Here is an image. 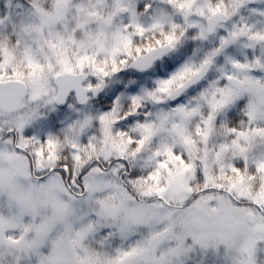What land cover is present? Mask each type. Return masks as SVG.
<instances>
[{
  "label": "rangeland",
  "instance_id": "obj_1",
  "mask_svg": "<svg viewBox=\"0 0 264 264\" xmlns=\"http://www.w3.org/2000/svg\"><path fill=\"white\" fill-rule=\"evenodd\" d=\"M97 4H101L99 9L100 17L107 19L112 15V0H0V17H6L9 14L13 20L20 21L29 19V7L36 9L39 13L45 16H51L56 10L57 5H61L66 10L63 23L55 28V35L58 38L56 48L49 46L51 37L48 34V29H44V37L33 33L30 29L39 26V17L31 19V22L26 25L29 31L25 35L28 40L27 47L30 49V55L33 59L34 66L29 69L25 59V49L23 43L20 47H7L5 43L0 44V50L7 49L10 58L12 59V67L18 73L16 76H4L0 82L7 80H17L23 82L27 86L28 96L33 94V90L39 88L42 91H47L50 79L58 76L61 71H71L72 66L79 67L81 62L87 65L91 60H96L100 56H111V48L113 41L111 35L100 43L99 51L94 42L90 39L97 28V17L88 9H95ZM23 6V7H22ZM86 24L87 31H82L80 25ZM120 21L117 19L114 27H119ZM14 37L20 36L23 41L25 35H21L19 27H9L8 30ZM179 35V30L177 31ZM147 45L152 44V36H148ZM39 41L36 43L35 41ZM140 43H145L141 40ZM146 45V46H147ZM191 45V46H190ZM155 46V45H153ZM189 49L187 53V61L193 65L200 62V57L207 52L214 51V44L211 40H199L192 37L182 38L179 47L173 49L172 55H178L180 49ZM132 50L131 56L135 55ZM87 56L90 59L84 60ZM59 70V71H57ZM27 100V99H26ZM40 110L35 105H30L25 101L22 104L20 112L10 118L2 117L0 114V140L10 134L9 138L3 139L0 144V173H7L10 167L8 155H17L16 163L19 165L22 174L13 177L11 186L4 185L0 187V221L8 223L14 218L20 216L22 218L23 229L9 230L7 235L11 236L16 243L13 244L12 251L9 252L8 246L0 250V259L7 260L12 264L20 262L34 261V264H40V259H47L51 252L52 242L49 239L48 243L39 250V255L21 252V243L25 240L31 241L35 239L36 233L34 228L39 227L43 216L51 217L53 210L49 206L47 209L41 207L37 209L36 214L30 215L21 211V206H30L33 195L29 189L42 187L36 181L35 167H43L46 170L56 160V154L61 151L66 144L74 143L78 138L79 132L73 131L70 135L65 133L61 135V139L65 144H61L59 140L54 138L55 146L49 150L45 149L43 156H37L41 150L39 145L32 140L23 142L20 147L21 132L18 130L20 122L25 123L24 132L27 133L39 121ZM240 120L246 124L245 128L236 134L235 139L230 144H216L215 128L208 140V148L204 149L202 143H196L190 146L191 158L195 164H199L201 171L205 175L199 177V182L203 186V192H197L198 187H193L190 182L187 162L182 165L181 161L173 160L164 157V162L167 165L164 168H156L154 179L138 180L135 184V191L145 194L144 199L154 195L157 199L159 196H164L169 200V205L176 204L180 207L181 202L185 201L189 195L195 201L194 206L190 209L184 204L180 207V213L175 218L174 225L169 232L164 234L167 238L161 242V237L156 235V229L152 226L150 218H144L132 221L121 222L119 225L125 228L126 234L121 235L117 229L112 235H107L108 238H114L120 244L114 248L117 252L123 248L139 247L147 248L152 242V238H156L157 250L155 259L160 264H173V255L171 250L180 246L183 249L182 257L184 264H240L243 257L240 254V247L245 240V234L242 228V223L237 222L235 217L244 216L247 213L235 207L230 203L231 196H226L230 193L237 196L238 199L248 201L256 213V221H264V213H260V209L264 208V173L254 172L251 166L254 160H258L264 156V134L252 135L248 132V123L245 119L246 109L240 112ZM203 128V125L201 126ZM248 137V142L245 143V137ZM192 139H196L192 137ZM13 144L19 151H15ZM24 151L26 154H23ZM126 151V149H124ZM87 156L91 159L96 158L94 151H89ZM81 164L84 161L80 162ZM142 169L151 170L154 167L152 160H143L140 162ZM233 166L239 171H232ZM43 170V171H44ZM79 171V165L77 166ZM196 175H199L197 173ZM195 176L191 179L195 180ZM179 181V189L169 198V189L173 184ZM15 192L19 199L11 198L10 193ZM75 195V193H70ZM87 195V194H86ZM67 199V196H65ZM113 204H118L119 201H113ZM162 203V201H161ZM111 207L112 205H107ZM168 207V205H165ZM195 214V217L193 216ZM101 238L100 229L94 226L92 234L85 241L92 238ZM195 237V239H194ZM135 241V245H132ZM84 242V243H85ZM84 245V244H83ZM84 251L91 253L89 249ZM5 253H8L6 256ZM94 259L96 256L93 257ZM115 255H107L100 259L111 261Z\"/></svg>",
  "mask_w": 264,
  "mask_h": 264
},
{
  "label": "clouds",
  "instance_id": "obj_2",
  "mask_svg": "<svg viewBox=\"0 0 264 264\" xmlns=\"http://www.w3.org/2000/svg\"><path fill=\"white\" fill-rule=\"evenodd\" d=\"M148 39L146 36L143 38L145 43H140L141 40L137 38L132 50L135 51L136 47H149ZM159 39L163 41V36ZM155 40L156 37L152 36L151 46L155 45ZM210 53L200 57L195 71L183 74L179 80L162 89L154 87L153 81L159 76L162 65L172 62L176 55H166L164 61L144 68L136 66L140 59L137 54L121 56L118 61L122 59L124 62H118L116 72H113L112 56H100L87 65H73L71 71H61L58 76L50 79L47 91L39 88L33 90V94L25 102L40 110L39 121L26 135H36L45 140L47 134L51 133L61 144H65L61 139L62 134L79 132L75 142L66 144L56 154L52 165L36 175V181L42 187L29 189L38 203V209L50 206L53 210L51 217H42L43 223L51 224L48 234L51 242L66 236L69 227L77 231L80 226L92 223L101 208L116 209L117 216L113 220L115 224L147 216L156 229V235L163 242L167 238L164 234L174 225L175 218L182 215L180 207L184 204L188 209L194 206L195 201L191 195L181 202L180 207L176 204L169 205V200L164 196L157 199L151 195L144 199L145 194L135 191V184L141 179L149 180L156 172L155 167L151 170L142 169L140 162L147 159L154 163L156 153L167 148L175 152L177 159L173 160L183 157V160H179L182 165L186 160L185 170H191L190 182L193 187L204 191L199 177L205 173L191 158L190 146L202 143L204 149L208 148L209 139L206 140L202 133L213 115L210 101L214 94L210 88L213 84L220 85L215 72H209L203 78L199 75L200 68ZM188 55L190 53L186 54L185 59ZM133 87L137 90L144 87L151 95H146L140 103L133 104L128 92ZM81 93L86 98L84 103L80 101ZM61 96L63 103L58 102ZM179 106L188 110L198 109L185 125L186 142L172 131V122L179 120L173 110ZM242 110L243 107L235 108L229 118L238 119ZM161 112L168 117L162 131L159 120ZM85 120L88 121L87 124H84ZM220 120L221 117L217 114L214 125L219 127ZM35 143L40 149H48L46 142ZM89 151L96 153L95 159L87 156ZM81 161L84 163L81 164ZM193 176L196 177L195 180L191 179ZM179 186V181L171 186L169 198L178 191ZM226 196H231L230 203L247 213L235 217L237 222H251L259 214L248 201L238 199L230 193ZM113 201L119 203L113 204ZM60 205L66 206L62 214ZM260 213H264V208L260 209ZM108 231L100 230V234L106 236Z\"/></svg>",
  "mask_w": 264,
  "mask_h": 264
},
{
  "label": "snow or ice",
  "instance_id": "obj_3",
  "mask_svg": "<svg viewBox=\"0 0 264 264\" xmlns=\"http://www.w3.org/2000/svg\"><path fill=\"white\" fill-rule=\"evenodd\" d=\"M101 7V4H97L95 9L92 7L88 9L97 17V28L90 39L99 51H103L99 47L100 43L111 35L113 46L110 54L113 59V72L117 71L118 62H124L122 59L118 61V57L131 56L137 38L143 40L149 35L156 37L155 46L150 45L145 49L136 47L135 52L138 56L146 54V59L136 65L140 68L164 61L166 53L171 55L172 50L179 47L182 38L192 37L205 41L211 40L214 44V51L204 60L199 75L203 78L209 72H215L219 77L220 85L213 84L210 88L214 94V98L210 101V110L213 115L207 121L208 127L203 130L204 138L207 140L211 136L214 118L217 114L221 117L218 122L227 125L229 115L237 107L246 109L245 119L248 123L249 134H264V0H112V15L107 19L100 17L99 9ZM65 15L66 10L61 5L56 6V10L51 16H45L36 9L29 7V19L22 18L18 22L13 20L10 14L6 17H0V31L7 35L10 26L19 27L21 35H25L26 31H29L26 25L31 22L32 18L38 16L39 26L30 29V31L44 37V29L47 28L51 37L49 46L56 48L58 38L54 30L57 25L63 23ZM117 19L120 21V26L114 27ZM80 29L87 31L88 26L82 24ZM178 30L179 35H177ZM130 33L134 35H130ZM160 36H163V42L159 39ZM35 42L39 43L38 40ZM22 43L25 49L27 67L31 69L35 62L30 55V49L27 47V37L25 35L22 41L20 36H16L15 46L20 47ZM188 51L189 49L186 48L180 49L172 62L162 65L159 76L153 81L154 87L159 86L162 89L167 84L179 80L183 74L195 71V65L185 59ZM83 59L89 60L90 58L85 56ZM11 65L12 59L7 49L0 50V80L6 75H18ZM14 92H18V89H13L10 86L0 87V101L11 97ZM128 92L129 99L133 104H138L146 95H151V92L144 87H140L138 90L133 87L128 89ZM85 99L81 93V103H84ZM58 102L63 103V96L59 98ZM196 111L198 109L188 110L184 106H179L173 110L178 115L179 120L172 122V131L185 142L187 141L184 131L185 125L195 115ZM167 119L166 113L161 112L159 114L161 131ZM87 122L85 120L84 124ZM24 129L25 123L20 122L18 125L22 141L20 147L27 140L39 143L46 142L49 150L55 146L51 133L47 134L45 140H41L39 136L26 135ZM230 130L233 133L236 131L231 128ZM247 142L248 137L246 136L245 143ZM42 155L43 149L37 153V156ZM164 157L177 159L173 150L165 148L156 153L155 168L167 166ZM7 159L10 161V167L7 173H0V187L11 186L13 177L22 174L19 165L16 163L18 156L8 155ZM178 159L183 160L184 158L179 157ZM251 170L264 173V156L254 160ZM232 171L236 172L239 169L233 166ZM154 178V176L149 177V179ZM10 195L13 199H19L15 192H11ZM65 208V205H60L61 214ZM37 209L38 203L34 199L30 206H21L22 214L27 213L34 216ZM116 216V209L101 208L92 223L80 226L77 231H73L69 227L66 236H61L52 242L49 257L47 259L41 258L40 264H160L155 259L157 250L155 237L152 238V242L147 248L132 247L117 251L115 258L111 261L100 259L110 254V249L98 248L94 254L84 251L83 244L92 234L94 226H98L100 230L108 229L107 235H112L117 229L120 230L122 236L126 234L123 226L113 223ZM50 228L51 224L47 222L35 227V239L30 242L23 241L20 251L39 255V250L49 241ZM242 228L245 240L239 249L243 257L240 264H264V221L257 222L256 219H253L251 222L242 223ZM10 229H23L20 216L8 223L0 221V250L7 245L9 252H11V246L16 243L11 236L7 235ZM171 252L173 264H184L182 259L184 252L180 246L172 249ZM94 256H96L95 259ZM0 264H5V260L0 259Z\"/></svg>",
  "mask_w": 264,
  "mask_h": 264
},
{
  "label": "trees",
  "instance_id": "obj_4",
  "mask_svg": "<svg viewBox=\"0 0 264 264\" xmlns=\"http://www.w3.org/2000/svg\"><path fill=\"white\" fill-rule=\"evenodd\" d=\"M0 12H3V8H0ZM10 37L11 39H9ZM14 40L15 37L11 33L8 32V34L5 35L3 31H0V44L5 43L7 47L12 48L13 47L12 44ZM245 126H246L245 122L243 120H240V118L231 119L229 117H228L227 125L221 124L219 127L214 125V128L216 130L215 131L216 136H214V138L216 139V144H227V145L230 144L235 139L236 134L242 131L245 128ZM230 128L235 129L236 130L235 133H233L230 130ZM197 192H200V190L198 189ZM106 236L102 235L101 238L98 237L92 238L89 241L85 242L83 246L85 247V249H89L93 254L97 252L98 248H107L111 250L110 254L108 255L111 254L115 255L116 251L114 250V248L118 246V244L120 243L118 240L114 238H108ZM132 245H135V241H133ZM124 246L130 248V246H128L127 243H125ZM33 262H35V260L29 261L27 263L20 262L19 264H34ZM5 264H12V263L5 260Z\"/></svg>",
  "mask_w": 264,
  "mask_h": 264
},
{
  "label": "water",
  "instance_id": "obj_5",
  "mask_svg": "<svg viewBox=\"0 0 264 264\" xmlns=\"http://www.w3.org/2000/svg\"><path fill=\"white\" fill-rule=\"evenodd\" d=\"M166 55H168L166 53ZM146 59V54L140 56L137 63H141ZM10 86L13 89H18V92H14L13 95L4 101H0V113L6 116H13L17 114L20 110L22 101L27 98V87L24 83L20 81H6L0 82V87ZM43 171V167H37L36 172L39 173Z\"/></svg>",
  "mask_w": 264,
  "mask_h": 264
},
{
  "label": "flooded vegetation",
  "instance_id": "obj_6",
  "mask_svg": "<svg viewBox=\"0 0 264 264\" xmlns=\"http://www.w3.org/2000/svg\"><path fill=\"white\" fill-rule=\"evenodd\" d=\"M162 42H163V41H162ZM171 55H172V52H171ZM9 136H10V134H6V136L3 137V139H7V138H9ZM3 139L0 140V143L4 142ZM13 146H15V145L13 144ZM15 148H16V147H15ZM16 149H17V148H16ZM22 153H23V154H26L24 151H22Z\"/></svg>",
  "mask_w": 264,
  "mask_h": 264
}]
</instances>
